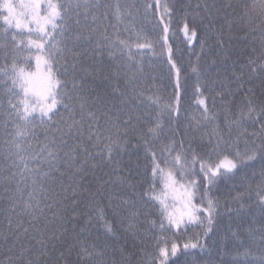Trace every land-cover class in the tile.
Segmentation results:
<instances>
[{"label":"snow or ice","instance_id":"1","mask_svg":"<svg viewBox=\"0 0 264 264\" xmlns=\"http://www.w3.org/2000/svg\"><path fill=\"white\" fill-rule=\"evenodd\" d=\"M0 264H264V0H0Z\"/></svg>","mask_w":264,"mask_h":264},{"label":"trees","instance_id":"2","mask_svg":"<svg viewBox=\"0 0 264 264\" xmlns=\"http://www.w3.org/2000/svg\"><path fill=\"white\" fill-rule=\"evenodd\" d=\"M198 2V0H180V5H192L193 7L195 6V4ZM200 2L202 3L203 0H200ZM211 2V0H210ZM179 6V5H178ZM232 17L230 15H227V17H225L224 13H221V16L219 18H217V20L210 25L211 31L207 34L208 35V39H207V44L205 46V50H204V60L207 61H211V60H219L221 56L223 55H228L230 56V59L228 60V65L227 66H231L232 62L235 60H239L240 62H243L244 60H246V56L241 54V49H245V45L243 42V33L239 32L238 30L234 29L232 32V36L233 39L231 41V47L229 48L228 45V37H227V21L231 20ZM223 28L224 32L226 33L225 35V48H228V52L227 53H222L220 52V50L217 48L216 46V35L218 34L219 30ZM148 31H150V26L148 29H146ZM181 49H182V53H183V59L184 62L187 64L189 62V60L191 61H195L196 56L192 55L188 50L184 49V46L181 44ZM195 52L196 53H200V48L199 46H197L195 48ZM153 60L155 61V63L158 65L157 71L158 72H166L167 68L165 65L162 64L161 60L159 58H153ZM238 64H237V68H238ZM259 91V89L257 88V92ZM237 100L239 101V97H237ZM125 159L127 160L128 157L126 156ZM132 159L134 160L135 157H132ZM221 191L219 193H216L217 195H220L221 198L223 199L226 195L227 192L224 191V186H221ZM256 219L258 220V215L256 217ZM248 225H245V227H247ZM253 226L258 227L259 224H254Z\"/></svg>","mask_w":264,"mask_h":264}]
</instances>
